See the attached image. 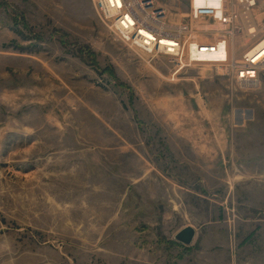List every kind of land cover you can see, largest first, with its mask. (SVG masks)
I'll use <instances>...</instances> for the list:
<instances>
[{
	"label": "rangeland",
	"instance_id": "obj_1",
	"mask_svg": "<svg viewBox=\"0 0 264 264\" xmlns=\"http://www.w3.org/2000/svg\"><path fill=\"white\" fill-rule=\"evenodd\" d=\"M156 1L182 22L230 0ZM185 63L92 0H0V264H264V75Z\"/></svg>",
	"mask_w": 264,
	"mask_h": 264
},
{
	"label": "built area",
	"instance_id": "obj_2",
	"mask_svg": "<svg viewBox=\"0 0 264 264\" xmlns=\"http://www.w3.org/2000/svg\"><path fill=\"white\" fill-rule=\"evenodd\" d=\"M92 1L108 27L130 48L149 59L166 57L179 64L185 61V65L209 64L241 88L256 89L262 84L264 27L257 37L258 0L209 2L206 6L197 3V7L193 5L192 19L182 22L171 21L167 8L156 0ZM194 18L199 21L197 26ZM205 23L213 35L209 43L199 37L201 32L206 33ZM241 33L257 39L238 57L235 45Z\"/></svg>",
	"mask_w": 264,
	"mask_h": 264
},
{
	"label": "water",
	"instance_id": "obj_3",
	"mask_svg": "<svg viewBox=\"0 0 264 264\" xmlns=\"http://www.w3.org/2000/svg\"><path fill=\"white\" fill-rule=\"evenodd\" d=\"M195 235V229L193 227H187L178 233L176 239L185 245H190L193 242Z\"/></svg>",
	"mask_w": 264,
	"mask_h": 264
}]
</instances>
